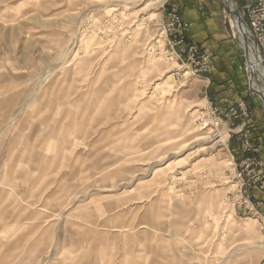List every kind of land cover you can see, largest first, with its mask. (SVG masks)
<instances>
[{
	"label": "rangeland",
	"instance_id": "1",
	"mask_svg": "<svg viewBox=\"0 0 264 264\" xmlns=\"http://www.w3.org/2000/svg\"><path fill=\"white\" fill-rule=\"evenodd\" d=\"M165 1L0 0V264H264Z\"/></svg>",
	"mask_w": 264,
	"mask_h": 264
},
{
	"label": "crops",
	"instance_id": "2",
	"mask_svg": "<svg viewBox=\"0 0 264 264\" xmlns=\"http://www.w3.org/2000/svg\"><path fill=\"white\" fill-rule=\"evenodd\" d=\"M237 2L240 4V0ZM165 4L166 8H175L180 18L191 24L186 39L211 57L207 72L200 76L206 83L207 98L222 109L239 100L248 105V114L228 123L235 129L230 139L232 151L240 155L239 131L243 130L255 145L252 154L264 163V113L250 91L242 44L234 36L232 20L222 0H166ZM249 190L253 203L264 216V188L251 187Z\"/></svg>",
	"mask_w": 264,
	"mask_h": 264
},
{
	"label": "built area",
	"instance_id": "3",
	"mask_svg": "<svg viewBox=\"0 0 264 264\" xmlns=\"http://www.w3.org/2000/svg\"><path fill=\"white\" fill-rule=\"evenodd\" d=\"M238 11L244 21L249 43L253 45L259 64L264 72V0H240ZM232 24L231 26L234 25ZM156 26L158 29L157 41L162 38L163 44L170 46L172 54L177 59L186 61L185 64L189 67L192 75L199 76L207 72L211 57L201 51L197 44L186 39V33L189 31L191 24L181 19L175 8H166L165 6ZM234 36L239 38L236 30ZM244 68L247 72L246 63ZM205 111L209 114L206 124L213 127L211 129L212 135L220 136L218 129L222 121H230L240 115H246L248 105L244 100H239L234 105L222 109L212 101L206 100ZM239 133L241 140L239 149L245 153L254 151L255 145L247 133L243 131ZM237 161L238 170L235 176L240 181L239 191L244 192L247 187L251 188L253 186L264 188V163L251 155H245ZM243 203L250 213L258 214L248 195L243 196Z\"/></svg>",
	"mask_w": 264,
	"mask_h": 264
},
{
	"label": "water",
	"instance_id": "4",
	"mask_svg": "<svg viewBox=\"0 0 264 264\" xmlns=\"http://www.w3.org/2000/svg\"><path fill=\"white\" fill-rule=\"evenodd\" d=\"M223 6L225 8V11L227 13V15L230 17V19L232 20V23L236 26L235 30L236 32L239 34V41L242 44V48L244 51V58H245V63L248 65V45H249V38L248 36L245 34L246 32L241 31V26L244 25V21L242 19V17L240 16L239 11L236 9L235 4L233 5L234 2H232V0H222ZM246 30V28H245ZM264 73V72H263ZM247 75L249 78V88L252 94H256L258 96V98L262 101V97L259 94V92L254 91L252 89V85H251V79L249 76V72L247 70ZM263 107H264V102H263Z\"/></svg>",
	"mask_w": 264,
	"mask_h": 264
},
{
	"label": "bare ground",
	"instance_id": "5",
	"mask_svg": "<svg viewBox=\"0 0 264 264\" xmlns=\"http://www.w3.org/2000/svg\"><path fill=\"white\" fill-rule=\"evenodd\" d=\"M234 5V3H233ZM235 26V25H234ZM236 27V26H235ZM241 31L246 32L245 26H241ZM247 35V33H245ZM248 36V35H247ZM248 65L247 69L249 70L250 77L252 79V83L257 86H261L262 90L258 89V92L260 95L264 98V73L262 66L259 64V61L257 59L255 49L251 43L248 45Z\"/></svg>",
	"mask_w": 264,
	"mask_h": 264
}]
</instances>
